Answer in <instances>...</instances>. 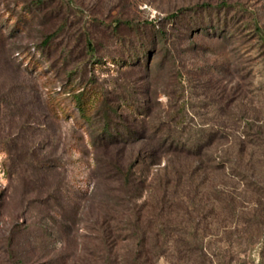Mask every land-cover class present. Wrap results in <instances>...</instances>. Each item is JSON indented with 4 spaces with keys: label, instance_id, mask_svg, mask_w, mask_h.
<instances>
[{
    "label": "rangeland",
    "instance_id": "rangeland-1",
    "mask_svg": "<svg viewBox=\"0 0 264 264\" xmlns=\"http://www.w3.org/2000/svg\"><path fill=\"white\" fill-rule=\"evenodd\" d=\"M180 8L206 26H173L169 15ZM145 21L163 28L167 37L136 26ZM260 29L264 32V0H0V260L12 247L24 264H68L85 234L99 232L95 214L87 215L94 148L67 91L82 80L83 75L74 76L78 68L98 81L107 102L121 105L119 121L136 114L124 96L149 108L143 132L150 137L116 146L125 158L131 151L144 156L134 166L137 180L146 185L138 201L150 198L147 186L157 175L177 168L178 216L184 226L196 219L207 233L205 246L210 251L221 246L227 260L229 226L220 214L226 203L215 190L235 196L238 209L252 211L257 200L245 181L233 176L231 165L253 179L264 177V143L251 138L264 132ZM48 36L53 44L43 52L40 44ZM86 37L95 42L94 55L86 50ZM128 54L141 64L119 60ZM172 117L185 120L183 138L207 140L204 155L175 157L154 140L166 130L152 125ZM213 133L222 137H208ZM152 150L156 154L146 156ZM208 151L216 160L208 159ZM221 156L230 160L216 169Z\"/></svg>",
    "mask_w": 264,
    "mask_h": 264
},
{
    "label": "trees",
    "instance_id": "trees-1",
    "mask_svg": "<svg viewBox=\"0 0 264 264\" xmlns=\"http://www.w3.org/2000/svg\"><path fill=\"white\" fill-rule=\"evenodd\" d=\"M209 7L211 6L207 8L206 5L204 11L206 9L209 11ZM186 9L180 8L169 15L173 26L182 25L179 27L180 30L182 27L192 30L196 27L197 30H201L206 26L203 18L196 19L198 15L187 14ZM199 17H203L202 14ZM184 21L187 22L184 24ZM135 25L129 24L132 28H135ZM136 26L140 29H149L150 32L152 30L154 36L161 38H166L168 34L160 26L157 28L158 25L156 26L153 21L138 23ZM257 33L264 36L262 29ZM51 38L48 36L42 41L41 51L45 52V47L53 44ZM140 39L142 46L145 45L144 32ZM85 42L88 54L94 55L95 42L92 38H87ZM130 42L129 45H134L132 41ZM126 56H119V60L125 61L126 65L141 64L139 57H132V54ZM162 61L159 59L156 64H161ZM85 74L83 68H78L74 76L83 75L82 80L76 89L70 87L67 91L70 92V98L78 109L79 117L89 129L88 142L94 148V169L91 178H95V182L87 197L89 200L87 215L89 219L92 217L91 213L95 214L93 221L99 232L94 236L85 234L81 250L68 264H159L163 259L165 264H264V177L253 179L240 166L231 165L233 176L241 177L245 181L246 191L257 200V207L252 211L238 209L235 196L231 195L229 198L223 191L215 190L217 199H225L226 203L220 212L229 226L224 236L227 247H230L226 260L221 246H215L212 251L205 246L204 239L207 233L200 231L195 225L196 219H192L188 226H184L183 220L178 216L182 176L177 168L167 171L164 177L157 175L147 186L151 188L150 198L138 201L146 185L137 180L134 166L144 156H141L140 152L131 151L125 158L122 149L117 150L116 146L138 143L143 138L150 137L145 136L147 134L143 132L150 123L149 108L132 103L130 97L124 96V103L131 105L136 114L132 120L130 117L122 116L123 121H119L116 116L119 115L121 118L119 112L121 105L107 102L97 86L98 81L95 78H85ZM55 76L58 79V75ZM184 124L185 120L182 118H160L152 126L155 130L166 131L153 138L160 145H167L164 146L168 149L167 152L175 157L204 155L207 140L202 135L183 138ZM254 133L251 138L264 143V132L261 130ZM212 136L217 139L220 137L216 133L208 135ZM148 141L150 143V139ZM155 154L156 151L152 150L146 156ZM207 155L212 156L211 151H208ZM209 157V160L217 158ZM224 160L229 161L230 158L221 156L214 164L216 169L222 167ZM257 226L260 227L254 229ZM242 251L246 255L241 259L239 253ZM4 253L5 258L0 260V264H24L12 247L6 248ZM49 263L54 264L55 261Z\"/></svg>",
    "mask_w": 264,
    "mask_h": 264
}]
</instances>
